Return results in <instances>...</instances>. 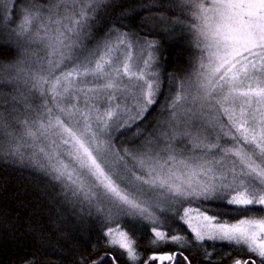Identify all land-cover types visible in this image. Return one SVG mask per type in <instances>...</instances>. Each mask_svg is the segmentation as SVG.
<instances>
[{
    "label": "snow or ice",
    "instance_id": "1",
    "mask_svg": "<svg viewBox=\"0 0 264 264\" xmlns=\"http://www.w3.org/2000/svg\"><path fill=\"white\" fill-rule=\"evenodd\" d=\"M109 2L33 0L17 15L16 0H0L5 43L24 53L0 78V158L41 173L65 203L98 218L105 245L129 264L141 257L125 218L150 222L154 247L176 246L142 264H192L184 248L205 241L250 254L232 264H264V0L141 5L145 23L178 30L194 49L191 71L167 81L159 39L110 29L85 45ZM156 109L168 115L149 130ZM218 201L239 218L210 213ZM170 220L187 230H165ZM91 264L117 259L104 252Z\"/></svg>",
    "mask_w": 264,
    "mask_h": 264
},
{
    "label": "trees",
    "instance_id": "2",
    "mask_svg": "<svg viewBox=\"0 0 264 264\" xmlns=\"http://www.w3.org/2000/svg\"><path fill=\"white\" fill-rule=\"evenodd\" d=\"M32 2L33 0H16L14 11L18 15L25 4ZM169 2L170 0H158L160 4ZM147 3L150 0H110L97 13L91 38L85 45L91 46L110 29H118L141 38L159 39L162 45V78L167 81L173 76L185 75L191 71L194 49L178 30L174 29L175 34L169 35L160 27H154L150 21L145 23L149 10L141 5ZM151 11L157 14L163 11L170 17L175 14L169 8H153ZM6 37L7 32L0 28V78L4 75V67L15 63L23 55L14 44L5 43ZM0 88L7 86L0 83ZM167 91L165 85V95ZM160 103H163L162 98ZM165 112L156 109L146 117L149 130L156 122L157 114L162 120ZM57 192L58 189L54 191L41 173L0 158V264H91L95 257L104 252L115 256L117 264H129L121 250L105 245L107 238L103 235L104 223L95 216L90 217L86 210L81 211L78 207L73 208L65 203ZM207 207L210 213L219 214L217 205ZM224 208L225 214L219 215L232 221L239 218L237 213L228 211L229 207ZM180 228L181 231L187 230L183 226ZM151 229L135 228L136 231L129 232L140 253V264L153 252L171 251L176 247H154L151 243ZM185 234L191 238L188 231ZM212 244L213 242L205 241L204 247L190 246L188 249L184 248V251L192 264H232L234 258L245 259L250 255L245 250L226 243L215 242V248ZM206 251L211 253L214 258L212 261L205 259Z\"/></svg>",
    "mask_w": 264,
    "mask_h": 264
},
{
    "label": "rangeland",
    "instance_id": "3",
    "mask_svg": "<svg viewBox=\"0 0 264 264\" xmlns=\"http://www.w3.org/2000/svg\"><path fill=\"white\" fill-rule=\"evenodd\" d=\"M90 39V38H89ZM88 40V39H87ZM87 40H85L84 41V43L87 41ZM86 44V43H85ZM23 55H24V53H23ZM159 71H160V74H161V70L159 69ZM168 115V113L167 112H165V115H164V117L162 118V120L166 117ZM131 139V137H128L127 138V140H130ZM121 141L122 142H127L126 140H125V138L124 137H121ZM210 205H213V206H216L217 205V208L219 209V214H225V212H224V207H229V208H231V207H233V206H228V205H225V204H223L222 202H215V203H212V204H210ZM222 209V210H221ZM230 220V219H229ZM236 220V219H235ZM235 220H233V221H235ZM231 221H232V219H231ZM181 226H183V227H185L186 229H187V226L186 225H183V223L181 222V221H179V220H175V221H172V220H170L168 223H166V224H164L163 225V227H164V229H166V230H168V229H171L173 232H177V233H179L180 231H181ZM146 227H148V228H152L153 227V225L150 223V222H148V221H144V220H132V219H129V218H125V221H124V223L122 224V228H123V230H126V231H128V233L130 232V231H136L135 230V228L137 229V228H140V229H142V228H146ZM189 232V234H190V237H192V234H191V232L190 231H188ZM191 239V238H190ZM209 242H211V241H209ZM186 249H188V248H190V246L189 247H185Z\"/></svg>",
    "mask_w": 264,
    "mask_h": 264
}]
</instances>
